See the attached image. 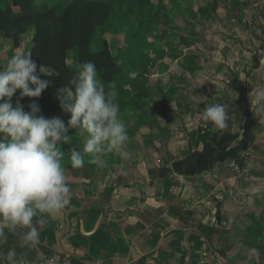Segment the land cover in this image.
I'll return each instance as SVG.
<instances>
[{
    "label": "crops",
    "instance_id": "0c3cea01",
    "mask_svg": "<svg viewBox=\"0 0 264 264\" xmlns=\"http://www.w3.org/2000/svg\"><path fill=\"white\" fill-rule=\"evenodd\" d=\"M212 1L199 4V20L176 21L173 43L159 49L152 42L158 53L139 68L140 106L121 113L130 159L109 154L101 166L86 155L82 168L71 169L67 152L82 150L86 133L69 130L72 144L61 147L70 205L42 226L30 258L264 264V113L254 116L248 102L249 91L264 84V0ZM202 96L225 105L227 128L200 118ZM10 249L25 251L19 232L0 245V263H8Z\"/></svg>",
    "mask_w": 264,
    "mask_h": 264
},
{
    "label": "clouds",
    "instance_id": "9594fccd",
    "mask_svg": "<svg viewBox=\"0 0 264 264\" xmlns=\"http://www.w3.org/2000/svg\"><path fill=\"white\" fill-rule=\"evenodd\" d=\"M67 86L57 88L56 99L67 123L59 117L47 118L39 104L32 102L28 111L20 101L39 98L51 85L43 65L38 66L32 53H15L0 67V245L9 234H17L24 252L10 249L8 264H37L27 254L39 244L40 230L70 205L69 169L64 165L62 144H72L70 129L86 133L83 149L68 151L71 169L82 168L85 156L89 163L107 165L112 154L121 161L131 158L128 150V128L117 103L115 81L104 82L94 61L78 64ZM59 75V73H57ZM19 92L13 104L12 98ZM204 102L200 118L213 129L228 127L229 115L223 103ZM199 101V102H200ZM254 116L264 113V84L248 93ZM120 175H127L124 168Z\"/></svg>",
    "mask_w": 264,
    "mask_h": 264
},
{
    "label": "trees",
    "instance_id": "16d2710c",
    "mask_svg": "<svg viewBox=\"0 0 264 264\" xmlns=\"http://www.w3.org/2000/svg\"><path fill=\"white\" fill-rule=\"evenodd\" d=\"M8 1L7 5H0V34L4 39L10 40L14 48H18L19 37L32 28L34 33L28 52L32 53L38 66L43 65L50 74V77L42 78L51 80V85L39 98L25 97L20 101L25 111L29 110L30 103L35 102L40 105L45 117L59 116L67 123L70 117L59 107L56 90L67 86L77 71L67 65V54L71 50H76L77 65L86 60L94 61L99 76L106 84L115 81L117 103L121 111L126 105H130L132 111L140 106L143 94L141 90L136 92L137 77L141 74V68L147 67V60L150 58L143 55L140 59H128L127 62L119 63L113 57L107 40L100 36L96 38L97 42L94 40L97 29L106 25L113 15L109 2L70 0L63 4L58 0L52 5L37 7V0ZM159 9L160 7L152 13L148 8L139 14L142 26H154L158 20L156 15L160 12ZM95 43L98 44L96 50L92 49ZM157 50L151 46L149 53L156 54ZM133 72H136V80L129 77ZM18 96L19 92L12 98L13 104Z\"/></svg>",
    "mask_w": 264,
    "mask_h": 264
},
{
    "label": "rangeland",
    "instance_id": "374dc122",
    "mask_svg": "<svg viewBox=\"0 0 264 264\" xmlns=\"http://www.w3.org/2000/svg\"><path fill=\"white\" fill-rule=\"evenodd\" d=\"M3 2V0H0ZM58 0H37L36 6L43 3L52 5ZM70 0H61L67 4ZM111 4L113 15L106 25L99 27L95 34L97 42L99 36L107 40L113 57L117 62H127L128 59H140L146 55L150 58L149 51L152 42L157 41L160 49L164 44L173 43L172 39L178 35V31H173V25L177 20H199V4H213L212 0H105ZM157 22L154 26H142L139 14L144 13L148 8L151 12L157 11ZM178 22V21H177ZM181 24V23H180ZM179 26V25H178ZM184 28V27H182ZM181 30L179 31H182ZM173 29V30H172ZM177 29H179L177 27ZM30 31V32H29ZM173 31V32H172ZM31 32L29 29L22 40L19 41V47L14 48L10 40H5L0 35V67L6 65L8 59L15 53H27L31 45ZM143 38H142V37ZM164 36V37H163ZM98 44H93L92 49L96 50ZM164 47V46H163ZM147 53V54H146ZM151 59H149L150 61ZM67 65L78 70L76 50H71L67 54ZM140 76V75H139ZM137 77L138 83L142 79ZM129 77L136 80V72ZM123 114H132L131 106L126 105L121 111ZM132 117L133 115H129Z\"/></svg>",
    "mask_w": 264,
    "mask_h": 264
},
{
    "label": "built area",
    "instance_id": "2783aa9c",
    "mask_svg": "<svg viewBox=\"0 0 264 264\" xmlns=\"http://www.w3.org/2000/svg\"><path fill=\"white\" fill-rule=\"evenodd\" d=\"M228 166L232 174L237 178L242 175V170L239 168V166L236 164L234 160H232ZM36 261L37 264H76L75 262H73L71 259L68 258H60L57 256L51 257L48 255H42L39 258H37ZM0 264H8V263L5 262Z\"/></svg>",
    "mask_w": 264,
    "mask_h": 264
},
{
    "label": "water",
    "instance_id": "95a60500",
    "mask_svg": "<svg viewBox=\"0 0 264 264\" xmlns=\"http://www.w3.org/2000/svg\"><path fill=\"white\" fill-rule=\"evenodd\" d=\"M208 243V242H207ZM186 245H187V257H188V259H190V246H189V243L188 242H186Z\"/></svg>",
    "mask_w": 264,
    "mask_h": 264
}]
</instances>
